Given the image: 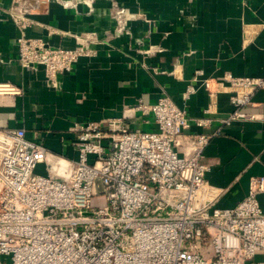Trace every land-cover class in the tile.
<instances>
[{
    "label": "built area",
    "instance_id": "obj_1",
    "mask_svg": "<svg viewBox=\"0 0 264 264\" xmlns=\"http://www.w3.org/2000/svg\"><path fill=\"white\" fill-rule=\"evenodd\" d=\"M54 2L78 6L73 0H11L0 4V14L19 30L21 66L33 72L43 67L47 85L61 88L62 74L96 55L98 37L75 35L76 46L54 47L29 36V28L43 25L34 15ZM126 14L115 4L117 35L130 34ZM203 74L194 72L181 94L184 103L202 88L208 95L204 113L210 114L218 94L227 92L234 109L221 124L256 118L244 108L264 90V74ZM21 94L22 86L0 82V96ZM135 110L151 117L153 130H131L120 118L76 123V160L52 154L24 128L0 130V264H264V176L250 178L234 207H215L203 152L218 130L187 133L191 124L206 126L210 119L188 117L164 92ZM48 159L56 168L38 174Z\"/></svg>",
    "mask_w": 264,
    "mask_h": 264
},
{
    "label": "crops",
    "instance_id": "obj_2",
    "mask_svg": "<svg viewBox=\"0 0 264 264\" xmlns=\"http://www.w3.org/2000/svg\"><path fill=\"white\" fill-rule=\"evenodd\" d=\"M77 7L54 2L34 18L43 25L28 29L51 46L74 47L75 35L95 33L93 57H82L60 76L61 88L47 85L44 68L36 72L19 62L15 23L0 14V82L23 87L18 96H0V130L24 128L27 137L49 152L78 159L71 128L89 120L123 119L131 130L151 131L135 106L153 104L164 92L190 118L210 119L191 124L187 133L216 132L206 145L205 179L216 195L215 207H234L247 193L249 180L264 176V90L244 111L256 118L219 122L234 106L227 92L219 93L215 110L205 114L207 92L199 88L184 103L181 94L196 70L216 78L225 72L237 77L264 74V0H73ZM11 0H0L8 6ZM115 4L126 9L130 34L115 33ZM47 26L58 30L49 35ZM244 34L247 41L244 43ZM141 39L142 43L136 40ZM147 48L155 52L145 54ZM56 164L41 162L36 172L48 175ZM52 173V172H51ZM264 207V195L259 196Z\"/></svg>",
    "mask_w": 264,
    "mask_h": 264
}]
</instances>
